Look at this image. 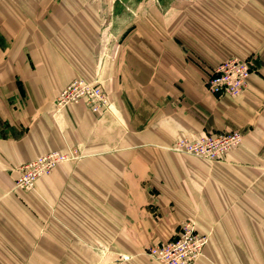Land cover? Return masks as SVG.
Wrapping results in <instances>:
<instances>
[{
    "label": "crops",
    "instance_id": "0c3cea01",
    "mask_svg": "<svg viewBox=\"0 0 264 264\" xmlns=\"http://www.w3.org/2000/svg\"><path fill=\"white\" fill-rule=\"evenodd\" d=\"M57 1L28 3L24 15L39 18L27 32L48 28L58 41L26 33L3 59L0 48V264H160L144 247L186 219L208 237L195 264H264V0H118L114 10ZM110 16L122 36L98 66L91 33ZM234 57L252 65L246 88L211 94L206 76ZM76 78L102 85L104 111L56 110ZM233 130L243 139L224 161L173 149L178 138ZM69 146L78 159L16 187L18 164Z\"/></svg>",
    "mask_w": 264,
    "mask_h": 264
},
{
    "label": "built area",
    "instance_id": "2783aa9c",
    "mask_svg": "<svg viewBox=\"0 0 264 264\" xmlns=\"http://www.w3.org/2000/svg\"><path fill=\"white\" fill-rule=\"evenodd\" d=\"M252 73L248 59L229 58L213 67L205 79L207 90L217 96L223 94L238 95L247 86ZM83 100L89 110L99 113L108 106V99L102 87L83 78H76L60 92L57 103L65 106L69 102ZM243 135L237 130L223 133H204L189 140L179 138L174 144L175 150L187 152L209 160H220L234 147L241 144ZM75 149L52 151L37 158L19 164L16 178L17 187L34 188L37 179L49 174L61 161L78 158ZM207 235L199 233L192 220L182 222L178 232L169 240L147 248L146 254L160 264H195L207 242Z\"/></svg>",
    "mask_w": 264,
    "mask_h": 264
},
{
    "label": "rangeland",
    "instance_id": "374dc122",
    "mask_svg": "<svg viewBox=\"0 0 264 264\" xmlns=\"http://www.w3.org/2000/svg\"><path fill=\"white\" fill-rule=\"evenodd\" d=\"M28 3L30 5H31V3L33 4L32 8H38V6H40V4L42 3L43 4V8L45 10H49V9L55 8L57 3H59V1H57V0H48V1H43L42 2L41 0H32V1L28 2V1H25V0H0V48H1V58L2 59L5 56H7L8 51H9V46L11 44H14V43L16 44L18 42H24L26 40H29L28 37H26V33L29 34V36L32 35L33 36V38H32L33 41L38 42V43H40L41 41L42 42H44V41H53V40L54 41L55 40L58 41L55 38L54 34L52 35V32L48 31V28H46L45 32H43L42 28L40 26L33 27V28L29 27V29H28L29 31L28 32L26 31L25 25H26V23L28 21L39 19L37 17H33V18L26 17L24 15V10H25L26 5ZM97 3L100 5L99 6L100 8H113V10L116 7H119L121 5V2L118 1V0H112V1L111 0H107V1H100V2H97ZM119 20H120V17H118V16H110V17L99 18L98 19L99 22H98V25H97L96 33L95 34L91 33V37H94V39H92V38L91 39L95 40L96 45L98 47V50H97V53H96V63H97L98 66L102 65V63H103V60L105 58L106 47L111 42L114 45H117L120 42V40H121L122 33H121V27H120V24H119ZM10 22H13L14 26L11 28V30L9 32V29H10L9 24H10ZM27 24L31 25L30 22L27 23ZM35 24H37V23H35ZM42 35H43V37H42ZM88 81L97 83V84H99L102 87V85L100 83H98V81L95 80V79L88 80ZM102 89L104 90L103 87H102ZM62 90H60V92ZM60 92L57 94V96L53 100V104H54L56 110H60L62 108H65L68 104L74 103V102H69L65 106L58 105L57 98H58ZM104 92H105V95H106V97L108 99L107 92L105 90H104ZM77 102H84L85 103V101H83V100L75 101V103H77ZM200 134H204V133H199V134L193 135L192 137H184V138H187V139L191 140V139L195 138L196 136H198ZM238 146L232 148L229 152H231L233 149L237 148ZM69 149H75L77 151V154H79V157L81 156L80 149L77 148V147H72V146L66 147L63 150H55V151L64 152V151H67ZM175 151L178 152V153H183V154H189V155L197 156V155L190 154V153L183 152V151H179V150H175ZM197 157L203 158V159H205L207 161H210V162H213V161H224V160L227 159V155L225 156V158L220 159V160H209V159H207L205 157H201V156H197ZM78 158H75V159H78ZM75 159H70V160H75ZM65 161H69V160H64V161H61V162H65ZM61 162H59V163H61ZM18 165L16 166V169H17ZM15 182H16V180H15ZM256 183H257V186H258L257 200L258 201H263L264 200V162H262L261 164L258 165V176H257ZM23 188H25V187H23ZM186 220H192V219H186ZM192 221L195 223L194 220H192ZM181 224L179 225V228H180ZM195 226H196V224H195ZM169 239H167V240H169ZM167 240H164V241H167ZM164 241L150 242V243L146 244V246L144 247L145 248V254H146V250H147L148 247H150V246H152L154 244H157V243L164 242ZM81 244H82L83 248H92L93 247V246L89 245L90 244L89 242L81 241ZM94 247H96V246H94ZM98 248H103V246H99V244H98ZM49 259H50V264L52 263V260H54V262L56 261L55 257L54 258H49ZM37 260H39V258H30V257H26V258H23V259L22 258H17V263L16 264H38V263H36ZM69 264H72V262H70Z\"/></svg>",
    "mask_w": 264,
    "mask_h": 264
}]
</instances>
